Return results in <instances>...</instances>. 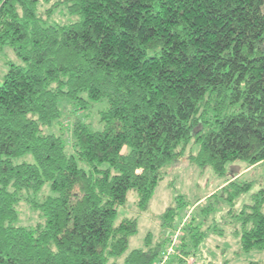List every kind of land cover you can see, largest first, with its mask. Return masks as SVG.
Masks as SVG:
<instances>
[{"label":"trees","instance_id":"obj_1","mask_svg":"<svg viewBox=\"0 0 264 264\" xmlns=\"http://www.w3.org/2000/svg\"><path fill=\"white\" fill-rule=\"evenodd\" d=\"M37 1L0 0V54L21 60L0 73V264H154L169 240L147 232L126 252L128 192L145 210L189 144L191 163L217 174L264 162V0H57L66 23H47ZM249 187L230 181L225 198ZM20 201L35 224L16 222ZM263 203L264 185L235 215L243 253L264 249ZM183 205L160 213L168 234ZM193 219L165 264L208 258L202 242L222 230Z\"/></svg>","mask_w":264,"mask_h":264},{"label":"rangeland","instance_id":"obj_2","mask_svg":"<svg viewBox=\"0 0 264 264\" xmlns=\"http://www.w3.org/2000/svg\"><path fill=\"white\" fill-rule=\"evenodd\" d=\"M56 1L38 0L36 4L37 14L47 18V23H66L72 20L71 16L67 19V10L61 3ZM55 2L56 5L53 6ZM9 60L15 63L21 62L18 57H15V53L11 48H5L3 53L0 54L1 74L6 70L7 61ZM89 104L90 106L92 104V109L98 110L103 103L102 101H94L93 103L91 101ZM95 110L89 113L85 112L86 115L84 112L82 114L86 116L85 119L91 124V127L98 129L101 128V123L98 121L93 123V120L97 117ZM68 111L65 113H69ZM72 118L74 119L73 114ZM90 118L91 120H89ZM66 122L64 120V124ZM188 147L191 150L194 149V146L186 145L184 154L166 167V173L154 189L151 200L145 210L140 211L136 208L133 204V193L131 191L128 192L126 203L122 208L118 209L116 216V220L123 216H138L137 231L128 238L126 252L132 248L142 247L146 233L150 232L151 236L155 238L164 237L169 240L162 251L161 257L154 263L165 264L174 257L180 237L184 233L183 226L191 222L196 215V219H193V222L196 224L201 223L199 229L207 230V227L214 225L216 229L222 230V235L208 234L207 238L202 242V249L204 250L202 254H205L208 258L203 260L202 256L192 254L185 257L187 264H249L251 261L264 262V249H252L250 252L243 253L242 249L239 248L238 237L233 233V230L238 228L239 225L235 220V215L245 204L252 202V194L264 185V162L247 165L243 160H234L226 164V171L222 175L214 172L210 166L199 167L191 163ZM230 181H238V184L250 181V187L232 200H228L225 198L227 189L223 187ZM221 187L222 192H219ZM214 191H218L221 195L209 198V195ZM179 195L183 198L184 205L180 208V213L175 220L176 224L168 234L160 226L159 215L167 205H172L175 198ZM206 207L209 208L208 211L205 209ZM261 209L264 211V203ZM17 211L16 222L18 224H26L29 221L35 224L41 218L34 209L23 201L17 204ZM27 219H29L28 222ZM207 248L212 250V254H209L208 250H206Z\"/></svg>","mask_w":264,"mask_h":264}]
</instances>
